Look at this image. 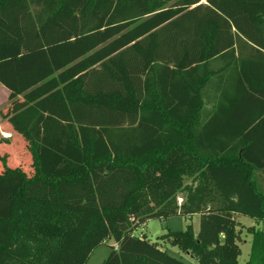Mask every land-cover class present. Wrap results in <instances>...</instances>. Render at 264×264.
Segmentation results:
<instances>
[{
	"label": "trees",
	"instance_id": "trees-1",
	"mask_svg": "<svg viewBox=\"0 0 264 264\" xmlns=\"http://www.w3.org/2000/svg\"><path fill=\"white\" fill-rule=\"evenodd\" d=\"M217 57L232 94L199 128ZM0 83L33 169L0 154V264H86L106 239L100 264H185L131 228L176 214L200 223L172 245L240 264L236 215L264 219V0H0ZM220 119L239 143L205 141Z\"/></svg>",
	"mask_w": 264,
	"mask_h": 264
},
{
	"label": "rangeland",
	"instance_id": "rangeland-1",
	"mask_svg": "<svg viewBox=\"0 0 264 264\" xmlns=\"http://www.w3.org/2000/svg\"><path fill=\"white\" fill-rule=\"evenodd\" d=\"M3 101L5 100L4 97H2V93L0 92V104ZM23 141L24 140L21 136H16V139L14 138V147L8 151L12 156L10 158L8 155H6V161L8 160V166L15 167L19 165V167H21L27 175H31L33 173V169L31 166L30 157H27L26 151L25 153L23 152L25 156L21 154V151H23L25 147ZM17 156L18 160L16 159ZM13 161H16V163ZM1 165L2 161L0 160V166ZM186 182H190V179H186ZM180 198L183 200L184 192H179L177 194V203L178 200H181ZM236 221L238 224L236 227L238 232L237 244L240 248L238 262L243 264L250 258L251 254L253 233L251 232L250 228L253 227L254 230H261L264 232V219L256 220L248 216L236 215ZM199 223V214H192L191 216L176 214L165 219H148L141 224L138 222H133L131 224V228L134 234L140 237H145L150 242L158 245L161 249L167 250L170 255L181 260L185 264H198V261L191 257L189 253L180 250L176 245H172L171 239L166 234L172 231L184 230L189 224L193 226V230L196 233V231L199 229ZM114 243L115 242L113 239H106L104 243L100 244L92 251L86 264H100L103 262L110 252V246Z\"/></svg>",
	"mask_w": 264,
	"mask_h": 264
},
{
	"label": "crops",
	"instance_id": "crops-1",
	"mask_svg": "<svg viewBox=\"0 0 264 264\" xmlns=\"http://www.w3.org/2000/svg\"><path fill=\"white\" fill-rule=\"evenodd\" d=\"M242 51L250 50L248 49V45L244 43V41L240 38L236 40V53L238 49ZM225 61L222 58H214L210 61V69L218 71L217 74H213L208 82L201 89V97H202V105L199 113V124L197 127L201 128L202 125L209 121V118L215 113V111L220 110L222 106H219V101H221L222 96L231 95L232 85L229 80L226 79L225 75H223L222 65ZM0 92L2 93V97L4 100L0 104V111L5 112L9 106V91L0 83ZM3 99V98H2ZM225 110V109H224ZM208 131L204 135L205 141L207 142H221L227 143L229 145H234L239 143V136H235L233 129H239L240 124L230 125L225 120L212 121L207 124ZM224 129H228L230 134L225 136L221 133ZM217 133V134H215ZM19 136V134L13 130L11 124L4 118L0 116V154L7 153L9 154V150L13 148V139ZM10 139L9 143H5L2 141L3 138ZM254 175L256 177V181L260 187L264 188V171L255 170ZM197 232V231H196ZM116 248V243L113 244Z\"/></svg>",
	"mask_w": 264,
	"mask_h": 264
},
{
	"label": "built area",
	"instance_id": "built-area-1",
	"mask_svg": "<svg viewBox=\"0 0 264 264\" xmlns=\"http://www.w3.org/2000/svg\"><path fill=\"white\" fill-rule=\"evenodd\" d=\"M181 199V198H180ZM182 203V199L181 200H178V204H181Z\"/></svg>",
	"mask_w": 264,
	"mask_h": 264
},
{
	"label": "water",
	"instance_id": "water-1",
	"mask_svg": "<svg viewBox=\"0 0 264 264\" xmlns=\"http://www.w3.org/2000/svg\"><path fill=\"white\" fill-rule=\"evenodd\" d=\"M188 253V252H187Z\"/></svg>",
	"mask_w": 264,
	"mask_h": 264
}]
</instances>
